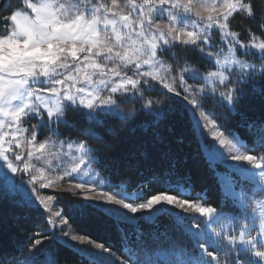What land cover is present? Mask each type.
Listing matches in <instances>:
<instances>
[{
	"label": "snow or ice",
	"instance_id": "1",
	"mask_svg": "<svg viewBox=\"0 0 264 264\" xmlns=\"http://www.w3.org/2000/svg\"><path fill=\"white\" fill-rule=\"evenodd\" d=\"M257 79L264 94V8L257 0H0V185L24 207L50 216L27 249L35 255L23 264H38L49 251L44 242L57 241L55 229L68 225L63 212H53V195L40 192L67 178L75 182L66 190L87 192L74 202L76 214L115 232L122 245L143 246L141 221L174 217L194 243L174 241L183 258L170 264H264V122L246 126L255 139L245 145L219 130L204 107L238 105ZM130 104L139 107L126 115L122 106ZM139 113L187 118L211 155L239 162L230 165L242 178L232 181L240 192L231 193L230 214L197 202L205 197L186 196L164 176L142 180L132 195L121 184L81 179L107 167L96 130ZM203 129L228 155L207 143ZM124 155L140 176L165 164L170 177L177 174L173 146L156 139ZM60 230L100 250L76 249L84 254L80 264H117L112 243L71 235L70 226ZM124 260L133 264L132 255Z\"/></svg>",
	"mask_w": 264,
	"mask_h": 264
},
{
	"label": "trees",
	"instance_id": "2",
	"mask_svg": "<svg viewBox=\"0 0 264 264\" xmlns=\"http://www.w3.org/2000/svg\"><path fill=\"white\" fill-rule=\"evenodd\" d=\"M257 8H264V0H257ZM250 88L249 94L240 100L238 105H234L235 111L211 101H206L204 106L208 112L214 113L217 123L225 132L236 134L245 145L255 139L246 126L259 127L264 122V94H261L259 79ZM153 95H159V92ZM138 106H122V111L127 115L133 107ZM61 132L64 137L78 138L73 130L61 129ZM204 137L207 143L212 144L210 135L205 133ZM96 139L100 141V159L107 166L103 170L99 167L98 169L111 184H121L128 192H136L142 180L147 182L153 175L164 176L174 186L188 189L189 197H205L198 199L197 202L205 203V206H217L226 214H230L227 206H232L234 199L223 191L218 175L219 171L228 172V169L220 163H212L206 157L204 141L198 133L193 134L187 118L178 120L168 115L156 119L147 113L132 114V119L128 122L117 119L106 127L96 130ZM152 139L173 146L177 154L175 169L177 174L170 177L167 164L151 167L144 176L130 169L129 161L124 155L126 150H135L137 142ZM231 175L236 180L241 179L234 172H231ZM236 186L238 187V184ZM157 190L152 189V191ZM145 194H148L147 189ZM78 201L81 199L76 195L67 194L63 195V199L58 204L65 214L64 218L69 221L67 228L71 227L70 233L85 235L96 243L106 245L112 243V251L119 258L118 261L128 263L124 258L132 255L133 264H170L171 261L183 258L181 249L174 246V241L179 240L184 244L190 241L194 243L185 226L180 225L174 217H155L145 219L139 225L143 232V246H137L135 243L122 245L115 232L106 230L93 218L78 216L74 209V202ZM45 227L44 215H38L24 207L17 198L10 197L0 185V258H3L6 264H13V260L23 264L25 257L35 255L27 249L32 247L34 238H37L36 233L42 232ZM44 243L49 246V251L37 256L38 264H50L53 259L57 264H80L84 255L58 240ZM78 246L90 251L94 250V247L88 244Z\"/></svg>",
	"mask_w": 264,
	"mask_h": 264
},
{
	"label": "rangeland",
	"instance_id": "3",
	"mask_svg": "<svg viewBox=\"0 0 264 264\" xmlns=\"http://www.w3.org/2000/svg\"><path fill=\"white\" fill-rule=\"evenodd\" d=\"M242 86V85H240ZM131 105V104H130ZM134 106V105H133ZM139 107V106H138ZM137 107V108H138ZM229 108H234V105L233 106H229ZM197 116H199V113H197ZM202 125L204 123H206L205 121H201ZM218 124V123H217ZM218 127H219V130H222V127L218 124ZM203 133L207 134V135H210L211 136V132L209 129H203ZM226 135H228V138L231 139L232 136L229 135L228 132H225ZM236 135V134H235ZM237 136V135H236ZM237 138H239L237 136ZM212 139V137H211ZM240 139V138H239ZM212 143H215L216 144V147L217 149H219L220 151L224 152V155H228L227 153V150L225 149H220V146L218 144L217 141H213L212 140ZM241 151H244V149H241ZM205 155L206 157L212 162V163H220L221 165H223L225 168L228 169V172H224V171H219L218 172V175H219V178H220V181H221V186H222V189L223 191L228 195L230 196L231 198L234 199V196L231 195V193L233 192V190L236 192V193H239L240 192V184H238V187L235 185L233 186L232 184V181L233 180H236V178H234L232 175H231V172H233V169L230 167V165H236L238 164L239 162H236V161H232V160H228V161H223L219 158H216L214 157L213 155L210 154V151L207 150L205 148ZM70 158H65V163L68 164ZM70 166V165H69ZM96 171L99 173V175L97 176H85V177H82L81 179L82 180H87L89 181V184L92 185V184H95V183H98L100 181H104L106 183H110V181L106 178L105 175H103L100 170L97 168ZM238 176L239 174L236 173ZM10 175V174H9ZM240 177V176H239ZM241 178V177H240ZM13 179H19V177H14ZM28 179L27 176L24 177V180L26 181ZM242 179V178H241ZM75 181H72L71 178H67L65 181H61L60 182V186L59 187H49V188H45V189H40V192L41 194L43 195H53L54 197V200L52 202H50L51 204V207H52V210L53 212L54 211H61L62 212V208L60 207V205H58L60 203L61 200L57 201L55 198L57 197H63V195H67V194H73V191L75 192H78L80 193L79 195H76L77 197H79L82 201V198L84 195L87 194V192L85 190H80V189H72V190H66V189H69L70 188V185L72 183H74ZM111 184V183H110ZM113 186H115L114 184H112ZM7 192V194L12 197V198H17L18 201H20V198L19 196L17 195V193L5 188L3 185H1ZM124 186V185H123ZM181 191H183L185 193L186 196H189V190L184 188V187H180L179 188ZM125 190V188H124ZM126 193H128L129 195H132L134 194L135 192H128L127 190H125ZM22 204V203H21ZM40 211L43 213L44 217H45V224H46V227L44 228V230L42 232H44L46 229H48V224H47V220L50 218L49 216V213L48 212H45L44 209L41 207L40 208ZM175 211H179V210H175ZM147 215V214H145ZM52 219H55V220H58L59 217H56L54 215L51 216ZM155 217L151 218V219H154ZM206 219V218H205ZM63 227L64 230H69L67 228V225H63V226H58L55 231L57 233V236H58V241L61 242V243H64L68 246H71L75 249H78L80 248L78 245H82L80 244L79 242L77 241H73L70 239V236H65L63 235V233L61 232L60 228ZM186 228V226H185ZM50 230V229H49ZM187 230V229H186ZM193 231H195V229H193ZM210 231V229H209ZM71 234V233H70ZM72 235V234H71ZM94 252H99L100 250L99 249H96L94 248L93 250ZM121 261H117V264H120ZM124 264H128L126 262H124Z\"/></svg>",
	"mask_w": 264,
	"mask_h": 264
}]
</instances>
